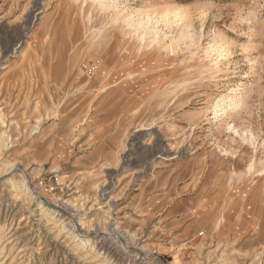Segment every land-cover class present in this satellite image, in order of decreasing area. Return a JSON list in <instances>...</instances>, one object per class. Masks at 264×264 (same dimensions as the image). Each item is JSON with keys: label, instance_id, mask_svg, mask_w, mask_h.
Listing matches in <instances>:
<instances>
[{"label": "rangeland", "instance_id": "rangeland-1", "mask_svg": "<svg viewBox=\"0 0 264 264\" xmlns=\"http://www.w3.org/2000/svg\"><path fill=\"white\" fill-rule=\"evenodd\" d=\"M0 264H264V0H0Z\"/></svg>", "mask_w": 264, "mask_h": 264}, {"label": "bare ground", "instance_id": "bare-ground-1", "mask_svg": "<svg viewBox=\"0 0 264 264\" xmlns=\"http://www.w3.org/2000/svg\"><path fill=\"white\" fill-rule=\"evenodd\" d=\"M157 22H158L157 20L154 21L149 15H147L146 18L139 17L136 19H131L130 22H128V24L133 26L135 29H140L141 27H143L145 35L150 34V35H152V37L154 39L157 40L158 38H160L159 33H158L159 31H158L157 25H156ZM165 24H168V22H165ZM218 50H219V48H218ZM218 56H220V55H218ZM226 99L228 100L229 105L234 104L236 101V95L234 94V92H231L228 95L226 94V96H222V97H220V99H218L219 100L218 103L224 102Z\"/></svg>", "mask_w": 264, "mask_h": 264}]
</instances>
